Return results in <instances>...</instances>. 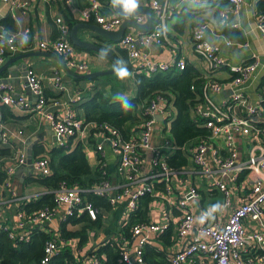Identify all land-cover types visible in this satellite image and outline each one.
Segmentation results:
<instances>
[{
  "label": "built area",
  "instance_id": "2783aa9c",
  "mask_svg": "<svg viewBox=\"0 0 264 264\" xmlns=\"http://www.w3.org/2000/svg\"><path fill=\"white\" fill-rule=\"evenodd\" d=\"M10 5L12 12L17 9H26L32 0H2ZM244 0H228L221 8L220 16L224 20L230 12H238ZM151 5L156 12L153 27L150 30L141 31L127 29L120 38V43L128 51L132 58H139V70L153 72L165 70L173 64L184 67L186 60L182 56L173 57L172 60H154L150 52L142 48L143 45L157 42H171V50L176 52L177 45L171 41L168 34L167 22L170 15L167 1L151 0ZM81 16L85 20H95L105 28L118 27L124 15L118 13H106L102 8L101 0H90L80 8ZM139 21L144 19V15L138 13L134 15ZM59 35L51 40L42 39L39 46L44 49L65 53L69 56V65L83 71L88 63L78 59L74 54V46L69 38V24L63 20L62 16L56 17ZM256 24L264 36V9H260L256 14ZM208 22H199L193 31L194 51L206 59L212 68L228 63L234 72L229 80H219L215 78L207 79L203 86L204 99L196 103L194 117H203L204 123L210 128L208 138L199 140L195 144H190L189 158L195 162L198 170L209 180L210 185L218 188L224 194V208L232 206L233 188L231 182L236 180L240 173L247 168H264V144L256 146L263 147L262 150H252L246 159H238V149L235 140L237 132H250L254 135L262 131L264 134V123L254 124L250 114L256 111V105L248 101L244 91V85L251 75L259 67L260 61L255 58L251 61L234 63L228 61L219 52L217 45H214L207 38ZM23 34L27 42L31 40V28L24 27L22 30H12L0 25V62H3L7 52L16 50L20 44L19 35ZM23 38V39H24ZM231 42V40L229 41ZM27 79L35 95V100H30L24 94H14L6 85L10 82H0V103L4 102L14 106H21L26 109H34L44 114L50 120L54 132L64 138L78 134L85 135L87 125L95 126L101 131L104 139L111 142L119 151L120 160L116 172L123 178L120 182H113L111 177L97 180L94 185H66L54 190L56 204L54 206H42L33 210H27L22 206L17 210V224L14 226L4 225L0 228L8 231L14 240H30L34 230H45L51 234L44 242V252L40 258V264H52L53 256L59 254L65 247L76 246L78 236L62 234L61 222L54 220L61 212V221L69 214L82 213L96 219L99 213V206H96L91 199L86 198L84 191H94L97 194L106 196L110 202H118L126 199L127 219L130 217L128 211L136 208L139 197L145 192H150L152 198L160 195L162 191L169 192L172 188L170 178L182 170L181 165L175 166L170 163L168 153L165 148L176 149V144L171 132L172 104L168 103L165 97L158 96L151 98L147 103L142 104L143 120L139 123L137 134L124 137L117 126L110 123L97 124L86 121L73 108H68L64 112L57 113L52 106L61 102L59 98L51 102L43 92L41 75L34 67L27 69ZM55 84L64 88L66 85L59 71L53 74ZM232 86V93L225 100L219 102L212 95L211 91H219L224 86ZM83 90L78 94L82 96ZM235 105L247 108V114L235 110ZM1 108V107H0ZM159 114L162 118H159ZM0 109V138L6 141L8 129L4 127ZM162 122V124H161ZM161 129L163 139L159 143L153 141V134ZM21 132L22 129H19ZM169 131L171 135L167 134ZM223 142L227 148V153H223L219 146ZM97 149L102 151L103 142L97 143ZM188 147L186 143L181 147ZM147 152H150L149 159ZM25 152L19 154V162H24ZM149 160V167L146 173L141 171V165ZM34 173L37 175L49 173L51 170L48 156H39L33 160ZM10 167L8 172H13ZM106 170L104 166L103 170ZM109 172V171H108ZM185 190L198 196L199 191L196 185L190 184L188 176H180ZM162 183V186H161ZM246 195L232 207L229 215L223 221L211 223H195V214L191 209L183 211V216L178 222L177 229L179 236L183 237V245L172 252L165 264H251L243 257L242 252L247 249L248 244H253L261 249L260 257L264 260V177H257L249 184ZM188 197L183 196L178 203L180 207H186ZM208 214V210L203 211ZM253 220L259 222L262 229L251 228L247 222ZM71 226V224H70ZM80 226V225H79ZM78 226V227H79ZM169 226V221L147 220L138 221L132 225L130 241L122 245L120 250V261L122 264H146L145 246L158 234L164 232ZM76 228V226H71ZM192 232L190 238L185 239ZM78 237V238H77ZM1 244V239H0ZM94 253L88 259H82L76 264H103V254ZM32 264V263H25Z\"/></svg>",
  "mask_w": 264,
  "mask_h": 264
},
{
  "label": "crops",
  "instance_id": "0c3cea01",
  "mask_svg": "<svg viewBox=\"0 0 264 264\" xmlns=\"http://www.w3.org/2000/svg\"><path fill=\"white\" fill-rule=\"evenodd\" d=\"M90 0H32L30 5L22 10L15 9L14 13L10 5L0 0V25L6 26L12 30H22L24 27L31 28V40L27 42L23 34L19 35L20 44L16 50L9 51L3 62L12 59L9 64L14 66L22 60V58H15V56L22 52H29L32 50L51 51L59 54L61 59L69 62V56L65 53H60L54 50H48L39 46V41L42 39H54L59 35L58 25L56 21L57 16H62L70 27L69 38L74 46L73 54L81 60L88 63L87 68L80 72H87L91 70L104 69L113 66L114 60L107 53L86 46L76 44L71 37L72 25L78 21H88L82 18L80 8L87 4ZM102 8L106 13H118L127 16V14L118 11L115 8V0H101ZM164 1V0H162ZM168 2L170 15L167 22L168 34L171 41L177 45V51L171 50V42L157 43L152 42L142 46L147 49L154 60H172L173 57L182 56L189 63L197 66L208 79L215 78L219 80H229L234 72L230 69L228 63L219 67L212 68L208 61L199 56L193 47V31L196 25L201 21L208 22L207 38L217 45L219 52L230 62L239 63L251 61L258 58L260 61L259 67L251 75L244 85V91L248 97V101L256 105V111L250 114L251 121L256 125L264 123V36L256 24V14L264 7V0H244L238 12H230L222 20L220 16L221 8L228 2V0H165ZM128 4L134 5H151V0H125ZM153 9L154 20L156 12ZM144 15V20L147 15L144 12H139ZM138 14V13H136ZM133 14V15H136ZM10 17L5 22H1L3 18ZM135 17V16H134ZM96 22L95 20H89ZM226 29H236L242 33V38L233 37L229 35ZM127 29L137 30L134 26H129ZM78 33L83 38L89 40H96L108 44L112 51L118 56L121 62V71L111 73H104L96 75L95 77H77L70 74L64 65L55 56L51 54H43L33 52L24 59H27V69L29 66L41 75L43 83V92L47 99L51 102L55 98H59L61 102L52 106L55 112L60 113L66 111L68 108H73L78 116L85 118L84 102L91 98L94 92L98 89L104 93L119 97H132L137 94V83L135 80V71L139 70V58H132L128 55L129 61L132 64V69L126 68V57L121 53L117 47L120 45L125 48L120 41H115L104 37L96 30L81 26L78 28ZM24 38V39H23ZM231 40V42H229ZM126 49V48H125ZM128 54V51H127ZM69 64V63H68ZM70 66V65H69ZM59 71L63 77L65 87L61 88L55 84L53 74ZM124 71L128 73L123 74ZM122 72V73H121ZM27 73V72H26ZM9 69L5 68L0 72V76L9 75ZM25 79L19 74L16 79L20 81L10 82L6 85L5 90L10 89L14 94H24L30 100H35V95L28 82L27 75ZM21 77V78H20ZM120 80V82H119ZM83 90L82 96L78 94ZM211 95L219 102L225 100L232 93V86H224L219 91H211ZM2 111V120L4 127L8 129V137L6 141L0 138V145L6 147L10 151L8 153H0V228L4 225L11 227L17 224L18 212L20 206L26 202H30L39 198L43 193L54 191L55 188L47 186L37 178L34 173V165L29 166V169L23 168L22 165L27 164L29 150L32 151L33 160L39 156H48V152L60 145L65 149H71L79 141L82 142L91 165V168L96 170L100 162L104 164L110 173L113 182L122 181L121 175L116 172L118 162L120 160L119 151L108 140L104 139L101 131L95 126L87 125L84 136L74 134L61 138L58 136L51 125L50 120L34 109H26L21 106H14L4 102L0 103ZM235 110L247 114V108L240 105H235ZM162 124V122H161ZM19 129H22L20 132ZM163 139L161 129L153 134V141L159 143ZM235 140L238 149V159H246L252 150H262L263 147L256 146L264 144V134L259 131L254 135L253 130L242 133L237 132ZM103 142L104 148L102 151L97 149V143ZM194 141H199L196 139ZM196 142H192L195 144ZM190 143V144H192ZM188 147H183V150H190ZM219 146L223 153H227V148L223 142H219ZM177 149V148H176ZM176 149L165 148L169 154ZM189 149V150H188ZM25 152L26 160L19 162V154ZM150 152H147L149 159ZM2 166V167H1ZM13 167V172L8 170ZM149 167V160L141 165V171L146 173ZM182 170L174 174L170 178L172 188L169 192L162 191L160 195L152 198L149 210V219L169 221L167 229H171L170 243H165L163 234L156 235L145 246V257L149 246H155L157 251L161 253L156 258L158 259L153 264H165L168 256L179 249L184 242L183 237L179 236L177 225L183 216V211L188 208L195 214V223H211L215 221H223L227 218L230 210L236 205L248 192L249 184L257 177H264V168L254 169L247 168L242 171L239 177L231 182L233 188V202L229 208H224V194L221 190L210 185L209 180L198 170L195 162L189 158L188 161L181 165ZM180 176H188L190 184L197 186L199 194L193 195L190 191L185 190ZM93 182L90 185H94ZM84 186V185H80ZM89 186V185H88ZM183 196L188 197L186 207H180L178 200ZM126 199H120L117 203L110 202L108 207L99 208L98 217L95 222L94 218L88 216L89 220L82 222L71 223V226H76L73 229L83 228L86 224L87 239L81 242L78 238L76 246L72 245L70 253L73 256V264L79 263L82 259H88L94 252L93 249L99 245L104 244H118L124 245L130 241L128 232H126L125 225L127 219V204ZM180 206H179V205ZM204 210H208V214H204ZM131 212L130 210L128 213ZM61 212L54 220L56 223L61 222ZM247 224L251 228L262 229L263 226L259 222L249 220ZM80 225V226H79ZM79 226V227H78ZM192 232L185 239L190 238ZM165 243V244H164ZM261 249L255 247L253 244H248L247 249L242 252L243 257L251 264H264V260L260 257ZM146 264L148 263L146 257Z\"/></svg>",
  "mask_w": 264,
  "mask_h": 264
},
{
  "label": "trees",
  "instance_id": "16d2710c",
  "mask_svg": "<svg viewBox=\"0 0 264 264\" xmlns=\"http://www.w3.org/2000/svg\"><path fill=\"white\" fill-rule=\"evenodd\" d=\"M105 10L103 9L104 12H106ZM9 19L10 17L3 18L1 22ZM11 24L12 20L10 19ZM223 30L233 37L242 38L243 36L236 29L223 28ZM117 47L126 57V68L131 70L132 64L129 61L127 50L120 45ZM136 70L134 69L137 83V94L135 96H112L98 89L91 98L84 102V120L97 124L110 123L117 126L124 137H130L137 134L139 123L145 116L142 104L147 103L151 98L163 96L168 103L175 107L172 116H170L171 132L176 144L179 146L173 153L169 154L168 159L175 166L185 164L188 161V151L183 150L181 146L196 142L194 141L196 139H206L210 134V128L204 123L205 119L194 117L196 103L204 99L203 86L208 77L197 66L187 61L184 67L173 64L168 69L156 70L150 73L144 70ZM118 71L120 72L121 69ZM9 151L10 149L8 150L0 145V153H8ZM48 154L51 166L50 172L32 177L55 189L63 184H77L86 187L93 182H97V180L110 177V173L105 169L103 170L104 164L102 162L93 171L81 141L71 149H65L63 145H60L51 149ZM83 195L91 199L96 206L108 207L110 205V200L106 196L97 194L92 190L84 191ZM151 200L152 194L150 192L140 195L137 206L131 211L129 220L125 225L129 237L132 234V225L135 222L149 220ZM55 204V192L48 191L39 198L26 202L23 207L30 211L45 205L54 206ZM89 219L85 213L80 215L76 213L69 214L61 221L62 234L78 236L81 242H85L87 239L86 224H83V228L80 229H73L70 224ZM95 221L96 219H93L92 222ZM170 230L163 234L165 243L172 241ZM50 234L49 231L38 229L32 232L30 240H14L9 236L7 230L1 229L0 264H40V258L44 252V242ZM69 250H71L70 247H65L59 254L53 256L51 263L73 264L74 259ZM120 250L121 245L118 244H104L93 249L98 254H103V264H122ZM160 253L155 246H149L146 252L148 263H155Z\"/></svg>",
  "mask_w": 264,
  "mask_h": 264
},
{
  "label": "water",
  "instance_id": "95a60500",
  "mask_svg": "<svg viewBox=\"0 0 264 264\" xmlns=\"http://www.w3.org/2000/svg\"><path fill=\"white\" fill-rule=\"evenodd\" d=\"M115 8L122 12L127 14V16L123 19L121 24L116 27V28H105L102 25H100L97 22H92V21H78L75 24L72 25L71 28V37L73 41L76 44L90 47V48H95L98 50H101L105 53H107L111 58L114 60L113 66L109 68H104V69H97V70H91L87 72H80L71 66L61 57L59 54L51 51H44V50H32L29 52H22L19 53L15 56V58H22L19 62H17L16 65L11 66L12 64H9L10 61L13 59H8L4 63L0 65V72H2L3 69L8 68L10 74L9 75H3L0 76V82H17L20 81L19 78L17 77L19 74L23 79H25V75H27V59H24L25 56L30 55L33 52H38V53H43V54H51L55 56L60 62L64 65L65 69L72 75L77 76V77H95L96 75L99 74H104V73H114L117 72L120 67H121V61L118 58V56L112 51L111 47L103 42H98L96 40H89L86 38H83L82 36L79 35L78 33V28L81 26H87L90 27L94 30H96L99 34L103 35L104 37L115 40V41H120L121 36L123 33L127 30L129 26H134L136 29L141 30V31H146L150 30L153 27L154 24V16H153V9L149 5H135L134 7L132 6L133 4H128L125 2V0H115ZM139 12H144L147 15V19L144 21H139L137 20L133 14L139 13ZM20 77V78H21ZM159 118H162V115L159 114ZM27 164H23V168L29 169V166L33 165V156H32V151L31 149L29 150V155L27 158ZM29 165V166H28Z\"/></svg>",
  "mask_w": 264,
  "mask_h": 264
},
{
  "label": "rangeland",
  "instance_id": "374dc122",
  "mask_svg": "<svg viewBox=\"0 0 264 264\" xmlns=\"http://www.w3.org/2000/svg\"><path fill=\"white\" fill-rule=\"evenodd\" d=\"M122 73V72H121ZM126 73H128L127 71H124L123 73H122V75L123 74H126ZM111 74H113V73H111ZM119 82H120V80H119ZM167 132V134H169V135H171V133L169 132V131H166Z\"/></svg>",
  "mask_w": 264,
  "mask_h": 264
},
{
  "label": "clouds",
  "instance_id": "9594fccd",
  "mask_svg": "<svg viewBox=\"0 0 264 264\" xmlns=\"http://www.w3.org/2000/svg\"><path fill=\"white\" fill-rule=\"evenodd\" d=\"M132 6L134 7L135 5L133 4Z\"/></svg>",
  "mask_w": 264,
  "mask_h": 264
}]
</instances>
